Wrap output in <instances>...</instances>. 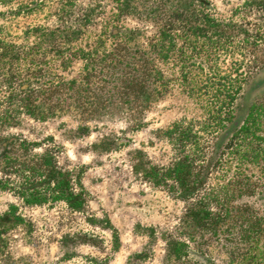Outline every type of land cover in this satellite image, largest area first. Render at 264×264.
Here are the masks:
<instances>
[{"label":"rangeland","instance_id":"obj_1","mask_svg":"<svg viewBox=\"0 0 264 264\" xmlns=\"http://www.w3.org/2000/svg\"><path fill=\"white\" fill-rule=\"evenodd\" d=\"M202 1L218 19L264 22V0ZM124 4L169 8L174 0H0V138L21 142L13 147L14 168L48 152L70 173L75 193L27 202L0 190V214L10 212L2 217L0 264H264L261 241L168 245L186 237V202L142 171L168 166L166 131L176 122L197 124L207 106L189 95L175 63L159 64L164 86L148 103L140 86L125 90L109 76L118 55H134L158 35L156 16L121 13ZM113 22L140 33L113 37L106 31ZM36 79L61 88L39 95L34 109L41 114L30 116L17 88ZM252 106L264 117V68L243 85L229 127L241 125Z\"/></svg>","mask_w":264,"mask_h":264},{"label":"trees","instance_id":"obj_2","mask_svg":"<svg viewBox=\"0 0 264 264\" xmlns=\"http://www.w3.org/2000/svg\"><path fill=\"white\" fill-rule=\"evenodd\" d=\"M120 12L156 16L158 35L138 45L134 55H118L113 60L115 72L109 76L122 79L118 82L125 90L133 84L140 86L148 103L157 99L164 86L159 64L175 63L189 95L207 106L204 119L197 124L176 122L166 131L173 149L168 166L142 171L154 184L167 186L186 202L181 217L186 237L168 240V245L200 250L201 245L219 240L231 247L233 243L264 244V117L255 115L257 108L252 106L241 125L229 127L243 85L264 68V22L249 26L218 19L202 0H174L169 8L124 4ZM114 24L106 27L113 37L134 39L140 33ZM36 80L17 88L26 93L30 116L41 114L34 109L42 104L35 101L39 95L45 98L61 88L54 83L45 87L46 82ZM17 142L13 137L0 138V190L27 202H39L46 193L70 200L75 194L70 173L58 168L48 152L25 158L14 168L12 151ZM6 214L10 212L0 214V241ZM183 253L188 255L186 249Z\"/></svg>","mask_w":264,"mask_h":264}]
</instances>
